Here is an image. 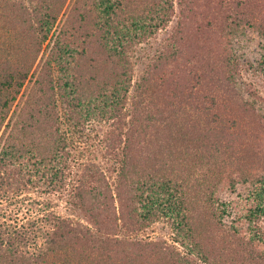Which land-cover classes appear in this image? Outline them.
I'll use <instances>...</instances> for the list:
<instances>
[{
  "label": "trees",
  "instance_id": "16d2710c",
  "mask_svg": "<svg viewBox=\"0 0 264 264\" xmlns=\"http://www.w3.org/2000/svg\"><path fill=\"white\" fill-rule=\"evenodd\" d=\"M249 1L75 0L52 45L47 44L48 54L44 56L39 72L36 71L34 84L38 85L39 94L29 95L36 100L26 99L20 108L27 72L49 39L66 0H0V126L9 118L5 146L0 150L1 184H10L12 180L20 189L43 180L52 189L64 188L63 170H69L68 161L72 157L67 131L81 133L92 119L118 121L131 86L133 64L129 60L130 52L137 44L149 41L160 30L166 29L175 19L159 55L147 66L143 81L136 84L130 127L123 133L122 127L114 124V132L104 139L108 153L116 152L114 157L118 160L122 153L117 187L120 181H125L130 193L124 201L119 193L120 215L118 218L108 215V221L120 220L126 235L135 232L129 224L133 214L130 210L136 212L137 209L131 202L135 200L140 205L139 215L143 221L138 229H145L154 219L164 218L171 222L175 231L173 245L135 244L130 238L114 240L110 236L103 240L107 233L102 223L90 234L102 239L105 245L111 242L115 251L127 248L133 258L120 257L123 264H154L155 261L159 264V251L168 254L173 264H199V260L203 264H214V261L239 264L240 252L226 255L207 240L213 229L214 236L224 242L227 240L223 231L220 233L221 227L215 229L209 223L215 217L221 223L227 215L226 210L218 209L221 216L211 211L206 218L199 216L201 219H192L186 211L189 205L197 208L198 200L205 194L210 196L208 203L212 210L216 187L220 183H227L229 187L248 185L253 192L259 185L260 190L256 191L251 204H244L246 210H235L230 228L234 236L242 235L240 231L246 228L243 236L251 235V243L259 235L258 232L251 234V231L264 218V140L261 141L264 139V122L257 128L246 121L254 111L253 102H245L237 89L239 65L232 53L231 42L244 29L255 30L264 37V8H255L253 0ZM214 26L220 29L213 31ZM12 37L16 40L12 41ZM85 62L88 63L86 69L92 71L84 70ZM174 63L183 68L189 63L191 67L180 70L179 75V69L172 66ZM182 77L185 78L184 85L193 91L205 89L206 94L202 99L188 100L193 119L189 123L193 127L180 131L171 123L175 120L182 122V126L189 123L184 118L187 114L181 113L179 106L168 118L161 110L157 117L154 112L158 108L156 101L164 92L161 85L180 86ZM17 99L19 101L11 112ZM57 102L62 107L61 113ZM136 126L145 134L141 141L145 150L133 160L128 156L133 153ZM28 130L31 147L25 138ZM115 134L120 140L125 136L121 150L120 141L112 140ZM48 137L49 147L45 153L44 146L39 147L36 140L45 142ZM130 159L136 160L138 168L152 170L153 174L149 173L145 182L140 183L135 179L144 178L138 173L129 177L127 172L136 170V166L128 168ZM210 164H218L221 168L216 179L214 172L207 168ZM90 168L88 165L83 168L87 175L97 174L98 169L90 171ZM190 174L200 179L190 181L187 179ZM81 188L75 186L72 197L75 206L85 211L87 197ZM70 204L74 206L73 201ZM49 224L57 231L58 223ZM12 234L13 241L0 239V258L7 253L14 264H20V261L21 264H46L54 250L40 251L31 262L23 258L17 247L28 243L29 237L18 230ZM64 235L51 233L50 241L54 242L56 237L64 238ZM174 243L187 250L185 257L175 253ZM217 254L226 261H217Z\"/></svg>",
  "mask_w": 264,
  "mask_h": 264
},
{
  "label": "rangeland",
  "instance_id": "374dc122",
  "mask_svg": "<svg viewBox=\"0 0 264 264\" xmlns=\"http://www.w3.org/2000/svg\"><path fill=\"white\" fill-rule=\"evenodd\" d=\"M242 1L250 3L249 0ZM74 2L75 0H66L65 4H63L57 16L56 24L49 36V41L47 40L43 44L42 50L35 60L32 69L30 68L29 72H27L28 75L23 87L25 93L21 100L22 102H20V108L23 106L24 100L31 99V97H29L31 93L35 94L37 92L38 85L34 83L37 72H39L38 70L43 64V58L48 54L47 44L50 42V45H52L55 35L59 32V29H61L69 16ZM252 3L255 8H264V0H253ZM177 10L178 8L176 6L175 13H177ZM90 12L92 11H89V13ZM174 25L175 19L167 25L166 29L160 30L149 41L137 44L130 52L129 60L133 64L131 86L126 102L121 106L122 116L119 117L118 121L107 120V118L100 121L92 119L86 123V127L81 133L72 134L67 131L70 143L69 149L72 153V157L68 161V165L70 166L69 170H63L65 177L64 188L60 190L52 189L50 186L46 185L43 180H36L35 184L27 185L25 188L20 187V189H18V185L12 182V180H10V184L7 183L2 185L0 182V239L7 241L8 238L9 241H13L14 234H12V232L15 230L21 233L23 232L29 237L28 243H21L20 246L19 244L17 245L23 258H27L33 262L40 251L45 250L47 252L49 250L52 252L54 250L49 256L46 264H123L124 262L119 261L120 257L125 256L132 259L133 254H130L127 248H120L119 251H115V245L112 246L111 242L106 245L103 244L105 238L109 236L114 240L130 238V241H134L135 244L138 242L157 243L159 247H161V244H166L165 247L167 245H173L172 242L176 237L175 231L171 222L164 218L154 219L145 229H138V226H141L143 221L139 215L140 205L137 204L135 200H131V202L137 209L136 212H134L135 210H130L133 214L130 216L131 222H129V224L136 229L135 232L132 231L130 235H126L120 220L117 222L114 220L108 221V215H115L117 218L120 215L119 201H117L119 193L122 196V201H124L125 197L130 193L128 190L129 184L125 181H120V186L117 187L119 181L118 174L122 166L119 160H121L122 153L120 154L119 160L114 157V155L117 154L116 152L108 153L106 151L107 147H105L104 139L108 138L110 132H114V124L120 125L123 129V133L130 127L129 121L133 115L132 102L136 98V84H140L141 81H143L141 79L145 77L144 73L147 66L159 55V50L164 44V38L168 36ZM217 29L220 28L214 26L212 30L217 31ZM11 39L12 41L16 40L14 37ZM231 42L232 53L239 65V75L238 73L236 75V77L239 76L237 89L245 102H253L252 108L254 111L250 112V115L247 117L249 119L246 118V121L259 128L264 122L262 119V116H264V37L255 30L244 29L236 34ZM87 65L88 63L85 62L84 70L92 71L88 68L86 69ZM172 66L179 69V75L180 70H187L191 67L189 63L185 64L184 68L181 67L180 64L177 65L175 63ZM193 70L198 71L194 68ZM197 73L202 74V71L199 70ZM179 81L181 83L180 86H173L171 83H164L161 85L164 87V92L161 93L156 101L158 108L157 111L154 112V116L157 117V114L161 110L166 118L171 117L179 106L181 108L180 112L183 113V111H185L187 114L188 117L184 116V118L188 120L186 123H189L192 122L193 119L190 107L187 105L188 100L192 102L193 99L198 97L202 99L206 93L204 92L205 89L195 88L193 91L190 87H187L188 85H184L185 78L183 77ZM191 93L192 95L189 97ZM31 100H36V98ZM18 101L17 99L12 105L11 112L15 109ZM57 105L58 112L61 113L62 107L59 102H57ZM150 110H152L151 106ZM150 112L152 113V111ZM141 114L143 113L141 112ZM179 115L183 117V114ZM8 119L9 118L0 126V150L5 146ZM250 120L252 121L250 122ZM171 124L173 128L179 129L180 131L189 130L185 127H193L192 123L182 126V122L178 120H175ZM66 129L67 127L65 126L63 128L64 132ZM26 132L25 138L30 142L28 144L30 145L29 147H31V139L27 136L29 130ZM133 132L135 137L134 148L133 153L128 157H132L134 160L136 159L135 157L138 158L141 155V150H145L144 142H141L143 139L142 136L145 134L138 126H136V131ZM112 140L115 142L120 141L119 150H121V147H123L125 143V136L123 135L120 140V137L115 134ZM262 140L264 139L262 138L261 141ZM37 142L40 144L39 147L44 146L45 153L48 152L49 137L46 138L45 142L36 140V143ZM132 159L129 161L128 168L136 166V160L133 161ZM85 165L92 167L90 171H96V169H98L97 174H92L91 176L87 175L86 171L84 172L83 169ZM218 166V164L214 166L210 164V166L207 167L214 172L213 175L215 179L217 175H220L218 170L221 168ZM145 171H147V173L142 176L141 174L145 173ZM134 172L138 173L140 178H144V180L135 179L140 183L142 181L145 182L147 175L154 171L143 169V167L138 168V166H136V170L133 172L128 171L127 175L131 177V174ZM189 178L190 181L194 180V178L200 179V177H196L192 174L188 175L187 179ZM226 184L227 183H220L217 185L214 194V202L211 204L212 210L208 203L210 196L205 194L198 200L199 204L196 205L197 208H190L189 205L186 212H188L189 217L192 219H201L199 216L205 215L204 217L206 218V216L211 215V211L212 213H216V216H221L222 213L218 212V209L223 210L224 208L227 215L222 219L221 223H218L216 217L214 220L211 219L209 223L212 228L217 229V226L221 227L222 230L220 233L223 231L227 240L224 242L220 237L214 236V229L212 232L209 231L207 240L211 241V244H213L212 247H217L218 251L221 249L226 255L230 256L234 254L235 251L240 252L243 259L238 257L239 264H264V218L261 219L257 228L251 231V234L259 233L254 243H251V235L249 237L243 236L246 232V228L240 231V234H242L240 236L232 235V230L230 229L236 216L235 210L246 208L247 206H244V204L250 205L252 199L254 200L256 196V191L260 190V186L254 187L253 192L252 187L248 185L238 184L235 187H229ZM78 185L82 187L81 189L84 190V195L87 197V208L85 211L75 206V198L72 197V194L76 192L74 187ZM193 196H197V194ZM71 201H73L74 206L70 204ZM51 222L58 223L59 227H57V231L49 224ZM100 223L103 224L107 233L104 235L105 237L102 238L103 240L91 236L90 234ZM51 233H65V235L64 238L56 237L54 239L55 241L52 242L50 241L52 237H49ZM103 233L104 232H102V235ZM15 240L17 239L15 238ZM174 245L176 254L183 257L187 255L186 249H183L179 244L174 243ZM212 247H210V249H212ZM9 250L10 249H8V251ZM158 255L159 264H168L169 262L173 264L168 254L159 251ZM8 256L7 253H3L0 258V264H14ZM216 260L221 263H223V260L226 261L223 256L220 257L218 254ZM21 263L23 262L20 261V264ZM198 263L203 264L200 260ZM213 263L218 264L215 261ZM154 264H156V261Z\"/></svg>",
  "mask_w": 264,
  "mask_h": 264
}]
</instances>
